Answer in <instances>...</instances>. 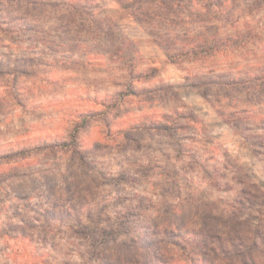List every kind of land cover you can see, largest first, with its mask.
<instances>
[{
    "label": "clouds",
    "instance_id": "9594fccd",
    "mask_svg": "<svg viewBox=\"0 0 264 264\" xmlns=\"http://www.w3.org/2000/svg\"><path fill=\"white\" fill-rule=\"evenodd\" d=\"M0 264H264V0H0Z\"/></svg>",
    "mask_w": 264,
    "mask_h": 264
}]
</instances>
